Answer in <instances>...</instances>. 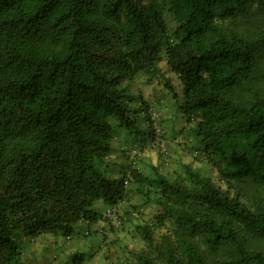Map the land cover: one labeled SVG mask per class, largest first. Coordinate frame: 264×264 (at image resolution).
I'll return each mask as SVG.
<instances>
[{"label":"trees","instance_id":"trees-1","mask_svg":"<svg viewBox=\"0 0 264 264\" xmlns=\"http://www.w3.org/2000/svg\"><path fill=\"white\" fill-rule=\"evenodd\" d=\"M253 8L264 0H0V264H22V237L69 239L100 219L97 202L121 201L127 177L104 164L112 128L138 134L131 89L162 49L193 149L218 184L193 170L158 177L157 223L170 235L146 226L145 248L120 264H205L193 238L208 252L232 247V264H264L238 232L264 237V211L239 193L264 187V96L254 90L264 88V32L231 27Z\"/></svg>","mask_w":264,"mask_h":264},{"label":"rangeland","instance_id":"rangeland-1","mask_svg":"<svg viewBox=\"0 0 264 264\" xmlns=\"http://www.w3.org/2000/svg\"><path fill=\"white\" fill-rule=\"evenodd\" d=\"M231 27L245 31L251 38L258 37L264 32V11L253 8L247 17L233 22ZM159 56L156 68L138 73L131 89L135 99L130 105L138 134L130 135L114 124L111 151L104 159L105 172L109 177H127L123 198L116 205L97 202L95 208L101 215L100 219L91 227L79 224L76 234L69 239L60 235L38 239L22 237V264H71L69 260L74 253L85 255L83 264H120L132 253L145 248L141 231L146 226L152 228V235L157 240L162 235H170L167 223H157L160 212L157 205L158 177L180 181L185 179L188 170H193L210 176L218 184L216 173L193 149L194 125L186 122L182 112L181 83L170 72L164 49ZM259 69H264V54L256 60L255 71ZM254 90L264 96L261 84L256 83ZM131 171L148 181H138L132 177ZM241 187L238 190L246 206L264 211V187L245 184ZM238 232L246 249L264 253V237H250L241 229ZM192 242L205 264H232L235 260L230 246L208 252L199 238H193ZM36 249L40 251L34 258Z\"/></svg>","mask_w":264,"mask_h":264},{"label":"crops","instance_id":"crops-1","mask_svg":"<svg viewBox=\"0 0 264 264\" xmlns=\"http://www.w3.org/2000/svg\"><path fill=\"white\" fill-rule=\"evenodd\" d=\"M81 224H82V223H81ZM85 224H86V223H85ZM92 225H95V223L89 224V225H87L86 227H91ZM93 227H96V226H93ZM45 236H51V235H45ZM51 237L54 238V236H51ZM52 248H53V249H57V247H55V246H53ZM50 249H51V248H50ZM50 249H49V252L51 251ZM39 251H40L39 249H36V250H35V252H34V258H37V257H38V255H39L38 252H39ZM52 257L54 258V256H52ZM50 261H52V260H50Z\"/></svg>","mask_w":264,"mask_h":264}]
</instances>
